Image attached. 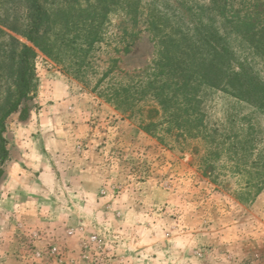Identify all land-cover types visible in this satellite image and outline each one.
I'll list each match as a JSON object with an SVG mask.
<instances>
[{
    "label": "rangeland",
    "instance_id": "obj_1",
    "mask_svg": "<svg viewBox=\"0 0 264 264\" xmlns=\"http://www.w3.org/2000/svg\"><path fill=\"white\" fill-rule=\"evenodd\" d=\"M40 2L36 47L31 1L0 0V117L18 44L35 54L31 91L4 121L0 264H264V108L197 73L202 31L264 88V0ZM254 12V36L236 31ZM162 54L193 74L190 137L138 94Z\"/></svg>",
    "mask_w": 264,
    "mask_h": 264
},
{
    "label": "trees",
    "instance_id": "obj_2",
    "mask_svg": "<svg viewBox=\"0 0 264 264\" xmlns=\"http://www.w3.org/2000/svg\"><path fill=\"white\" fill-rule=\"evenodd\" d=\"M30 1L32 5V19L30 20L29 28L24 30L23 36L32 45L39 47L38 38L45 12L40 0ZM256 7L258 6L256 5ZM235 19L236 31L254 36V25L258 22L257 12L253 14L246 13L241 17L235 16ZM198 34V38L203 40L204 44H207V50H209L208 59L203 64H199L197 71L199 79L206 82L209 86H216V81H223L230 86L236 83L241 87L242 93L246 98L254 99L256 96L260 107L264 108V98L260 99L263 97L264 88L255 82L252 77L247 76L242 67L236 70L234 66L232 67L231 64L226 63L223 55H221L223 48H219V45L211 40V37L202 31ZM259 34L260 38L264 39V31L262 30ZM13 42L17 43L15 40ZM18 47L19 51L16 52L18 68L16 70L15 98L0 117V165L7 159V150L4 145L5 140L2 137L5 131L4 121L11 113L18 110L22 100L26 99L31 91V79L33 76L32 59L35 54L33 49L25 44H18ZM173 62L183 63L179 59L174 61L168 55L163 56L162 54L155 63L158 66L156 71L151 74L152 77L150 79L149 77L146 78V82L140 86L141 92L138 94L142 98L150 96V98L156 100L162 112L166 115L165 120L172 127H177L181 130V133L178 135L190 137L193 135V131H196L194 127L197 128L199 125L198 118L192 116L191 113L193 103V90L191 89H194L191 86L193 74H189L186 69L175 66ZM146 76L149 75L146 74ZM130 95L131 93L128 88L115 91V102H112V104L117 110L125 112L126 109L120 108V105H127V109H130L129 107L134 105ZM116 96L123 97V99L118 101ZM23 111L25 112V110ZM150 112L157 113V110L151 109ZM153 125L154 123L150 122L143 129L148 131ZM1 175L2 172L0 171V177Z\"/></svg>",
    "mask_w": 264,
    "mask_h": 264
}]
</instances>
